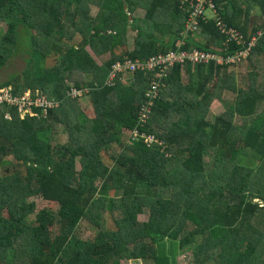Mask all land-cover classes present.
<instances>
[{"label": "trees", "instance_id": "16d2710c", "mask_svg": "<svg viewBox=\"0 0 264 264\" xmlns=\"http://www.w3.org/2000/svg\"><path fill=\"white\" fill-rule=\"evenodd\" d=\"M212 1L239 45L213 19L179 38V0H0V69L26 54L0 88L46 103L0 107V264H264V0ZM178 40L224 61L253 46L238 64L114 69ZM84 220L91 242L76 236Z\"/></svg>", "mask_w": 264, "mask_h": 264}, {"label": "built area", "instance_id": "2783aa9c", "mask_svg": "<svg viewBox=\"0 0 264 264\" xmlns=\"http://www.w3.org/2000/svg\"><path fill=\"white\" fill-rule=\"evenodd\" d=\"M182 6H189V13L186 22V31L184 35L188 32H195L199 29V23L201 21L205 22L206 16L205 11L210 10L213 14L212 19L216 21V26L219 27L221 34L225 36V43L235 42L237 45L242 43V38L239 32L232 28H227L223 24H221L220 20L217 19L216 8L212 0H179ZM195 5V6H194ZM194 6V7H193ZM211 19V18H208ZM180 44L174 48L173 50L168 51L164 54H157L155 56L150 57L143 64L136 61L126 60L123 63H118L114 66L115 71L119 72L122 75V78L127 74H132L136 70H144V71H153L156 73L158 69L162 71L167 70V67L173 66L174 64H190V65H207L210 62H215L217 64L226 63L227 64H238L241 61L245 60L249 55L250 48L253 46V40L249 43H246L245 49L236 52V54L232 57H228L225 61L218 57L214 53L202 52L196 49L184 50L182 49L184 42L182 40H178ZM115 71H112L109 79L112 80L115 77ZM156 76H161V73H157ZM158 84H151L150 89L148 91L149 100L147 105H151L153 98H155L158 94L157 89ZM7 90V89H5ZM9 91V90H7ZM10 92V91H9ZM76 94V93H75ZM34 98V99H33ZM33 98H23L17 99L12 94L10 97H5L2 92H0V105H8V106H18V110L22 112H29L31 107L43 106L45 105V98L39 96L38 94L34 95ZM146 107H142L141 112L142 116L145 117L147 112ZM135 134V132H133ZM149 141V144L153 146L159 147V142L153 139L151 136H143Z\"/></svg>", "mask_w": 264, "mask_h": 264}, {"label": "rangeland", "instance_id": "374dc122", "mask_svg": "<svg viewBox=\"0 0 264 264\" xmlns=\"http://www.w3.org/2000/svg\"><path fill=\"white\" fill-rule=\"evenodd\" d=\"M195 6V5H194ZM193 6V7H194ZM126 11V7L124 9ZM136 14H139V13H142L144 12L143 9L141 8H138L136 11ZM255 12H257V10H255ZM97 13V9L94 8L93 6H91V14L93 16H95ZM135 15V14H134ZM205 15L207 17H210L212 19L213 17V14L210 10H206L205 11ZM137 16V15H136ZM128 19H130V17H128ZM4 26L5 24L2 23L0 24V33L2 34L3 30H4ZM23 28L20 27V32H23ZM179 38H185V35L183 33H180L179 34ZM191 36V35H190ZM180 44L179 41H176L175 44H174V48H176L178 45ZM173 50V49H171ZM87 51L89 52V54L92 55V52L89 48H87ZM170 51V50H169ZM26 58V54L24 53L23 50H18V52L9 60V62L3 67L0 69V84L4 81H7L10 79L11 75H15L16 73L20 72L24 67H25V63H24V60ZM237 72H238V79L241 80L242 78H246L247 76V72L248 70H246V64H241L239 66V68H237ZM184 81H186L185 79V76L183 77ZM247 82H245L246 84ZM6 89L10 90V89H13L11 86L10 87H7ZM0 92L3 93V95L5 97H10L11 95V92L5 90V87H2L0 88ZM38 94L39 96H43V94L40 92V91H37L36 89L34 90L33 92V95L31 94L30 91H26L23 93V95L21 97L23 98H33L34 95ZM17 99H20L21 97L19 96H15ZM34 99V98H33ZM223 112V108L221 107H216V108H213L212 110V117L214 115H218V114H221ZM124 133H129L127 131H124ZM59 140L61 142H65L66 141V136H62L59 138ZM120 152V149L118 146H115L113 148V153L114 154H118ZM79 163H77V169L79 168ZM43 207H46V208H54V206L50 205L49 203H46L45 205L43 204L42 205ZM41 206V207H42ZM146 216H147V213H143V214H140L137 218L138 221H145L146 220ZM102 224H105V219L102 220ZM96 226H94L93 224L89 223L87 220H84L82 221L77 229H76V236L79 237L80 239L84 240V241H92L94 240L96 234L98 233V231H96L97 229L95 228ZM177 264H189V261H191V257H186L184 255H180L177 259ZM118 264H144V262H142L141 260H121L118 262Z\"/></svg>", "mask_w": 264, "mask_h": 264}, {"label": "clouds", "instance_id": "9594fccd", "mask_svg": "<svg viewBox=\"0 0 264 264\" xmlns=\"http://www.w3.org/2000/svg\"><path fill=\"white\" fill-rule=\"evenodd\" d=\"M188 7H189V6H188ZM205 16H206V15H205ZM208 18H210V17H207V16H206V20H207ZM206 20H205V21H206ZM201 22H203V21H201ZM185 25H186V24H185ZM199 26H200V25H199ZM185 27H186V26H185ZM184 32H185V31H183L182 33L184 34ZM190 33H192V32H190ZM188 34H189V33L185 34V37H187ZM125 77H126V76H125ZM123 82H125V81H123ZM6 88H7V87H5V89H6ZM7 90H8V89H7ZM9 91L11 92V89H10ZM3 106H8V105H6V104H4V105H0V107H3ZM24 113H25V112H23V114H24ZM5 117L8 118V115L6 114Z\"/></svg>", "mask_w": 264, "mask_h": 264}, {"label": "water", "instance_id": "95a60500", "mask_svg": "<svg viewBox=\"0 0 264 264\" xmlns=\"http://www.w3.org/2000/svg\"><path fill=\"white\" fill-rule=\"evenodd\" d=\"M124 9H125V7H124Z\"/></svg>", "mask_w": 264, "mask_h": 264}]
</instances>
